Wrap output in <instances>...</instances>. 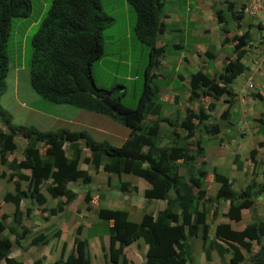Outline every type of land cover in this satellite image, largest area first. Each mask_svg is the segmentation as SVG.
Masks as SVG:
<instances>
[{
	"label": "trees",
	"instance_id": "trees-1",
	"mask_svg": "<svg viewBox=\"0 0 264 264\" xmlns=\"http://www.w3.org/2000/svg\"><path fill=\"white\" fill-rule=\"evenodd\" d=\"M102 1L50 0L29 40L28 85L39 98L47 102L71 105L116 119L128 128V135L118 146H114L107 141H95L84 131H68L64 127L41 131L31 125L11 123L10 114L0 106V165L6 168L0 171V179L5 178L13 185V192L6 191L1 197L2 202L13 205L8 233L14 235V242L22 248L21 240L29 232L22 225V218L28 216L29 211L26 208L23 212L20 211L21 200L32 199L35 204L41 206L46 202L47 194L52 199L64 197L63 203L67 205L76 197L68 183H87L90 180L85 169L77 167V146L81 141L89 153V161L85 158L84 163H88L94 170L101 168L103 172L114 175L116 189L121 192L136 190L135 186H129L128 182L120 179L121 174L128 173L149 184V187L142 191L144 200L165 202L164 208L156 211L154 215L143 212L139 222H134L127 219V212L124 210L101 207L95 200L90 201L94 197L102 198V194L91 197L87 188L83 193V202L88 210L95 213L99 221H105L107 224V246L104 248L100 245L104 257L103 264H136L127 259L123 248L138 240L147 246L146 255L139 264H186L190 255L186 236L193 235L199 227L201 246L206 258L209 249H214L218 256L222 255L223 247L215 241L218 239L227 245L231 264H264V244H259V238L264 234V221L256 220L253 214L246 221L241 214L243 209L252 213L251 206L254 199L264 190V183H257L255 174L249 172V180L245 186L233 190V178L228 179L215 168L207 173L203 167L205 162L200 161L197 164L195 160L203 154L202 148L198 146L202 128L206 134L215 137L220 131L219 125H205L208 114L201 106L196 111L186 107L185 115L177 124L186 131L185 135L179 136L172 130L169 146L156 142L161 123L175 127L174 122L163 116L160 107L154 102L156 89L150 85L154 77L151 70L158 64L157 58L163 52V47L155 44L161 25L159 12L162 0H121L133 10L134 38L148 51V61L143 73L144 85L137 97H131L135 102L132 107L122 103L126 95L120 84L103 89L96 85L92 75L94 69L98 71L101 68L99 60L102 55V31L111 25L115 15L113 10H103ZM30 9V0H0V94L4 89L8 64L5 47L10 20L28 16ZM214 16L221 22L222 13L219 10L215 11ZM239 17V13L234 15L236 19ZM248 37L249 30L245 29L239 36L231 37V40L245 45ZM228 40L224 38V41ZM241 53L242 49L235 59L225 58L221 71L215 74L216 77L202 72L201 67L191 72L186 88L187 100L190 103L201 97L217 100L225 95L230 105L221 116H226V111L233 103L231 82L244 70L239 61ZM103 96L109 97L114 111H110L102 103ZM213 106L212 102L209 107ZM147 115L155 117L148 120ZM256 132L262 133L264 137V122L258 124ZM16 135L25 140L21 158L13 157L7 160V153L13 152L15 148L13 140ZM192 136L194 141L189 140ZM191 144L195 149L187 147ZM65 145L68 146L69 157L65 156ZM257 145L264 148V138ZM249 155L254 164L255 150L250 149ZM233 161L236 163L235 169L241 171L242 162L238 160V156H234ZM179 168L183 169L182 173ZM23 170H28V174ZM206 173L207 179L219 185L216 197L204 196L203 181ZM243 174L248 175L246 169ZM22 182H25L23 188ZM107 186H110L108 177ZM220 201L227 203L222 216L235 222L242 217L244 225L241 230H237L227 222L215 224L214 240H209L205 247L208 228L205 223V203H213L211 215L214 218L216 206ZM197 206L200 207L199 212L196 211ZM39 210L54 215L61 211L62 207L57 201L54 207ZM6 217L5 212L0 213V221ZM74 231H79V226ZM58 234V230L53 232L54 236ZM72 240V247L65 258L51 264L89 263L85 240L77 237ZM249 240L258 243V248L244 261L239 249L248 251ZM9 248V242L0 244V259H4V264H22L21 261L7 256Z\"/></svg>",
	"mask_w": 264,
	"mask_h": 264
},
{
	"label": "rangeland",
	"instance_id": "rangeland-1",
	"mask_svg": "<svg viewBox=\"0 0 264 264\" xmlns=\"http://www.w3.org/2000/svg\"><path fill=\"white\" fill-rule=\"evenodd\" d=\"M196 1H163L159 16L160 20L162 18L167 20L164 23V34L162 36L158 35L155 43L156 45H160L162 39L165 42L163 53L164 68L161 71L158 65L157 68L159 67L158 71L162 77L152 80V84L157 90L154 102L160 109H164L173 105L172 103L165 102L160 97V94L164 93V91H168L169 94L175 96L178 95V97L184 96L181 95L184 93L183 83L178 78L172 80V77L168 78L167 75L169 73L175 77L176 73H180L188 77L191 72L200 67L197 66V68L192 69L191 66L194 65V62L189 60L187 64L181 58L185 56L188 59L191 57L196 59L194 47L199 50L206 48L213 56V59H204L205 66L211 71L210 74L213 76L221 71L225 63V58L235 59L242 49L243 53L240 54L239 61L242 62L245 70L231 82L234 97L231 108L227 111L229 113L224 118L220 117L227 105V102L222 100L225 97H221L216 102L217 106L211 111L213 120L219 122L220 133L216 135L214 140L210 138L204 144V155L201 157L197 156L196 161L199 164L198 162L203 160L205 162L203 167L208 172L210 169L215 168L219 173L226 175L230 179L234 178L236 182H233V190H239L245 186L249 180V172L255 174V181L257 183H264V148L257 145L264 137L262 133L257 134L256 132L258 124L264 122V12L259 13L257 16L254 14L247 16L251 20H241L240 23V19L234 18V15L238 14L240 8H243L244 5L240 7L239 3H236V8L231 10V7H228L229 5L226 6V2L230 3L234 2V0H227L226 2L221 0H199L202 3L211 2L212 4L206 7L203 10L204 12L201 11L203 14L202 18L205 20L209 19L210 21H205L206 24L204 26L206 27H203L201 23L194 24L193 21H188L186 17L188 12L194 9ZM49 2L50 0H30L31 9L28 16L24 18H12L10 20L5 47L8 64L4 77V89L0 94V106L8 111L11 116V123L13 124L31 125L41 131L55 130L59 127L73 131L84 130L93 140L107 141L111 145L118 146L128 134V128L118 120L110 119L104 115L76 108L71 105L47 102L39 98L28 85L29 40L38 26L39 20L44 15ZM243 2H246V0H242L241 3ZM121 4V0H104V9L114 11L117 24H111L104 30V39L110 43V46L106 47L104 54L100 57V66L111 67L113 63L109 60V57L115 55L114 53L116 52H120L122 45L128 42V39L123 37V33L126 30L125 24H119L123 22L124 15V8L121 7ZM125 6L129 8V12L132 10L128 4ZM171 8L173 11H167ZM206 9L211 10L213 17L210 15V11ZM217 10L222 13L224 19L220 24H211L213 23V19L215 18L214 14ZM172 12L181 18L163 17V13L170 15ZM246 22H249V24H246ZM256 22L258 24H255ZM245 29L249 30L247 44L241 45L236 40H231V37L239 36ZM224 38H228L229 40L224 41ZM174 40L180 41L181 47H172L171 43ZM141 47L147 51L146 47ZM130 56L133 59L132 73H135L137 79L136 83H132V89L134 87L138 89L142 78L141 72L134 70L137 64L138 50H133ZM173 57L178 58L181 62L177 63L176 58L174 59ZM94 71L102 79H107L99 70L96 71L94 69ZM247 82L251 83V87L246 85ZM124 83L128 93L123 99V102L124 105L132 107L135 104L131 100L132 91L129 88L128 82L125 81ZM255 94H258V96ZM209 101L210 99L208 97H203L200 100L190 103V105L194 109L200 105L205 112L210 113V110L207 108ZM42 109L58 114L60 118L57 121L52 120L49 116L46 117L42 114ZM166 128L167 125H162L159 131V137L166 132ZM14 140L18 147L10 156L15 157L20 152L22 140L18 135ZM250 149L255 150L253 159L256 162L254 164H252V158L249 155ZM86 152L85 150L84 153L86 154ZM234 156H238V160L242 162L241 171L235 169L236 163L233 161ZM77 167L86 169L90 180L87 183L75 181L70 184L71 189H74L77 195L67 205L63 203V197L57 199L62 207L61 212L56 213V215H50L47 212L43 213L39 210L42 208L41 206L32 204L26 199L24 200V203L30 202L31 211L29 216H25L27 218L22 224L29 231L26 237L21 240L22 248L14 242V235L8 233L7 227L11 224L13 207L7 203L3 204L0 200V213L6 212L7 214V217L0 221L2 224L0 226V241L1 243L5 241L10 243L8 257L12 256L20 260L22 264H51L62 258L66 253V250L71 246L74 229L79 226L80 232L77 234V237L87 238L86 251L90 259V264H103L104 257L100 245L104 246V248L107 246V224L105 221H99L90 209L86 210L84 208L82 196L87 188L91 197L93 195L98 196V193L103 194L102 198L100 196L99 199L94 197L96 203L99 202L100 205L102 204L106 207L110 205V207L127 209L129 219H139L144 206L139 197L127 194L123 198V195L113 186V179L110 181V186H107L104 179L105 173L100 169L95 171L88 163L81 164L79 161ZM245 169L248 175L242 174ZM121 178L135 183L139 181V179L136 181L133 176L127 174L121 175ZM139 183L141 184L143 182L140 181ZM218 186L215 181L207 179L205 176L203 181L205 196L216 197L218 195ZM7 188H10L8 187V183L4 180L0 181V196ZM57 200L49 198L42 206L46 209L53 207ZM205 205L207 206L205 212L208 221L210 215L209 210L213 204L205 203ZM155 206L149 205L152 210ZM225 208L224 202L217 204L218 213L223 212ZM196 211H200L199 206H197ZM251 211L252 213H247L245 209L241 211L242 216L245 217L243 218L244 220H249V217H252L253 214L256 220L264 221V190L254 199ZM222 217L221 213L213 221H210V237L212 235L213 225L222 221ZM243 219L241 217L239 221L228 222L232 228L241 230L244 224ZM56 230L59 231V234L54 236L53 232ZM187 241L190 245V255L186 264H231L229 261V252H227L228 247L226 245L227 248L223 244L224 254L222 258L216 254L215 250H212L209 253L208 259H206L203 255V249L198 236L188 235ZM248 243L250 245L248 251L243 248L239 249L244 261H247L249 255L258 248V243L254 240H249ZM259 244H264V234L259 238ZM124 253L129 261L138 264L144 259L145 248L143 243L138 241L126 246ZM0 264H4V259H0Z\"/></svg>",
	"mask_w": 264,
	"mask_h": 264
},
{
	"label": "clouds",
	"instance_id": "clouds-1",
	"mask_svg": "<svg viewBox=\"0 0 264 264\" xmlns=\"http://www.w3.org/2000/svg\"><path fill=\"white\" fill-rule=\"evenodd\" d=\"M163 1L164 0H162V5H163ZM246 2H243L241 5H240V7H242L243 5H244V7L246 6ZM243 7V8H244ZM243 8H240V10H239V14H241V17H247V16H249V15H246V14H243ZM218 11V10H217ZM262 12H264V8L262 9V10H260V11H258L257 13H256V15L255 16H257L259 13H262ZM241 17H239V19L241 18ZM224 18V17H223ZM159 20H160V16H159ZM161 23V22H160ZM163 25L164 24H161L160 25V27H159V33H158V35L165 29L164 27H163ZM133 28V27H132ZM133 33V32H132ZM157 35V36H158ZM156 41V40H155ZM138 42V41H137ZM139 43V42H138ZM140 44V43H139ZM156 44V43H155ZM141 45V44H140ZM164 46H165V44H163ZM141 46H144V45H141ZM156 46H160V45H156ZM164 46H161V47H163V52L159 55V57L157 58V60H158V64L154 67V68H152V70H151V72L154 74V77H153V79L154 78H156V79H158V78H160V77H162V75H161V73L158 71L159 70V67H160V69L162 70L163 68H164V66L163 67H161V64L163 63V61H164V59H163V53H164ZM145 47V46H144ZM174 48H177V47H174ZM104 47L102 46V55L104 54ZM147 49V48H146ZM209 53V52H208ZM147 54H148V51H146V63H147V61H148V59H147ZM101 55V56H102ZM208 55V56H207ZM207 55H203V58L202 59H205V58H211V59H213V56H211V54L209 53V54H207ZM242 63V62H241ZM159 65V67L157 68V66ZM200 67H201V70H202V72H204V73H208L207 71H206V69H208L206 66H205V62H203L202 63V65H200ZM199 67V68H200ZM145 68V67H144ZM155 68H156V70H155ZM209 70V69H208ZM245 70V69H244ZM244 70H243V72H244ZM195 71V70H194ZM193 71V72H194ZM210 71V70H209ZM242 72V73H243ZM144 69H143V72H142V78H141V88H142V86L144 85ZM241 73V74H242ZM209 74V73H208ZM241 74H239V75H241ZM178 74H176L175 75V77H174V79H176V78H178L180 81H181V79H182V77L179 75V76H177ZM210 76H213V75H211V74H209ZM238 75V76H239ZM168 78H171L172 76L168 73ZM189 76V75H188ZM237 76V77H238ZM133 78V79H132ZM236 78V77H235ZM234 78V79H235ZM152 79V80H153ZM173 78H172V80H174ZM233 79V80H234ZM136 79H134V77L133 76H131V81H127V78H126V80H124L123 82H113L111 85H109V86H107V87H103V86H99V87H101V88H103V89H106V88H108V87H110V86H112V85H114V84H120L122 87H123V90H124V92L126 93L127 92V87H126V85H125V81L126 82H128V84H129V88H130V90H132V83L134 84V81H135ZM232 80V81H233ZM152 84V82H150V85ZM97 85V84H96ZM153 85V84H152ZM248 87H251V83L250 82H247V84H246ZM154 86V85H153ZM183 88H184V93H182L181 95H184V96H181V97H178V95H173V94H169L168 93V91H164V93H161L160 94V97L165 101V102H168V103H172L173 105L172 106H168V107H166V108H164V109H160L161 110V112H162V115L163 116H166L167 118H169V120L171 121V122H174V126L175 127H171V126H167V128L165 129L166 130V132H164L160 137H159V131H160V129H158V139H157V141H158V143L160 144V145H164V146H169L170 145V141H171V139H172V130H174L175 131V133H177L179 136H183V135H185V133H186V131L184 130V129H181V128H179L178 126H177V124H178V122H179V120L185 115V108L186 107H189V108H192L193 110H197L198 109V107L200 106H198L197 108H195L194 109V107L193 106H191L190 105V102L187 100V97H188V92H187V90H186V88H188V78H187V85H186V87H184V85H183ZM232 88V87H231ZM156 89V88H155ZM141 90V89H140ZM140 92V91H139ZM156 94H157V90H156ZM257 96H258V94H256ZM137 97V96H136ZM221 97H225V98H223L222 100L223 101H225V102H227V105H226V107H225V109H224V111L228 108V106L230 105L229 104V102L227 101L228 100V98H227V96H225V95H223V96H221ZM221 97L219 98V99H217V100H214V99H211V98H209L210 99V101H209V103H208V106H207V108L210 110V113H208V112H206L207 114H208V119L205 121V125H211V124H218L219 125V122L218 121H214L213 120V117H211V111H213L214 110V108L217 106L216 105V102H218L220 99H221ZM233 97H234V95H233ZM103 98H107L108 100H109V103L111 104V102H110V99H109V97H107V96H103L102 97V99ZM201 98H203V97H201ZM201 98H199L198 100H200ZM102 99H101V101H102ZM193 102H195V101H193ZM212 102H213V107L212 108H210L209 106L212 104ZM103 103V102H102ZM122 103H123V100H122ZM192 103V102H191ZM104 104V103H103ZM124 104V103H123ZM179 104H181V106H179ZM200 104V103H199ZM105 105V104H104ZM106 106V105H105ZM111 106H112V104H111ZM107 108H108V106H106ZM113 107V106H112ZM109 109V108H108ZM113 109H114V107H113ZM110 110V109H109ZM110 111H114V110H110ZM224 111L221 113V114H223L224 113ZM229 111V110H228ZM166 112V113H165ZM227 112V111H226ZM229 113V112H228ZM51 114H54V113H52L51 112ZM101 115V114H100ZM225 116V115H224ZM224 116H221L220 115V117H223L224 118ZM47 117V116H46ZM155 117V115H147L146 116V118L148 119V120H152L153 118ZM51 118V117H50ZM176 120V121H175ZM165 123H161L160 124V128L162 127V125H164ZM60 128V127H59ZM219 128H220V125H219ZM67 129V128H66ZM68 130V129H67ZM47 131H49V130H47ZM68 131H73V130H68ZM75 131H84V130H75ZM85 132V131H84ZM86 133V132H85ZM128 133V132H127ZM219 133H220V131H219ZM218 133V134H219ZM201 139H198L199 141H198V146L199 147H201L202 148V150H203V146H204V144L205 143H207V141L211 138V140H214L213 138H215V137H213V136H211V135H209V134H206L204 131H203V128H202V131H201ZM217 134V135H218ZM128 135V134H127ZM17 136V135H16ZM15 136V137H16ZM19 136V135H18ZM14 137V138H15ZM20 137V136H19ZM127 137V136H126ZM125 137V138H126ZM21 138V140H22V144H21V147H20V152H19V154L17 155V156H15V158L16 159H20L21 158V150L23 149V147H24V144H25V140L22 138V137H20ZM124 138V139H125ZM92 139V138H91ZM123 139V140H124ZM122 140V141H123ZM189 140H191V141H194V136H192V137H190L189 138ZM14 141V143H15V148H14V150H13V152L14 151H16V149H17V145H16V142H15V140H13ZM96 141V140H95ZM121 141V142H122ZM156 141V142H157ZM188 148H192L193 149V147H194V145H188L187 146ZM77 148H78V150H79V158H78V161H80L81 162V164H83L84 163V161H83V159H85V158H87L88 159V161H89V153H87L88 152V150H87V148L86 147H84L83 146V144H82V142L81 141H79L78 142V146H77ZM194 149H195V147H194ZM87 151L86 152V154L84 153V151ZM64 151H65V156L66 157H69V155H70V152H69V150H68V146L67 145H65L64 146ZM12 152H10V153H7V155H6V159L7 160H10L11 158H13L14 156H11V157H9L8 158V155H10ZM204 155V150H203V154L201 155V156H203ZM201 156H198V157H201ZM197 158V157H196ZM196 160V159H195ZM200 161H203V160H200ZM199 161V162H200ZM198 162V163H199ZM196 163H197V161H196ZM0 169L1 170H4V169H6L5 168V166H3V165H0ZM78 168H80V167H78ZM81 169H84V168H81ZM98 169H100L101 170V168H98ZM0 170V171H1ZM181 173L183 172V169L182 168H179L178 169ZM85 171H86V169H85ZM96 171V170H95ZM102 171V170H101ZM237 171H240V170H237ZM23 172H25L26 174H28V170H23ZM103 172V171H102ZM210 172V171H209ZM209 172H207V173H209ZM106 175H107V177H108V175H111V174H109V173H106V172H104ZM207 173L205 174V176L207 175ZM88 174V173H87ZM124 174H127V175H130V176H133V175H131V174H128V173H124ZM124 174H121V175H124ZM242 174H243V172H242ZM121 175H120V179H121V181H125V182H128L129 183V186H135V188H136V190L134 191H132V190H130L129 192H121V191H119L118 189H116L118 192H120L122 195H123V198H125V196H127V194L128 195H132V196H134V197H139V199L141 200V203L144 205L143 206V208H142V212H141V214H140V216H139V219L138 220H132V219H129L130 217H129V212H128V210L127 209H124V208H112V209H120V210H124V211H126L127 212V219L128 220H130V221H134V222H139V220H140V218H141V215L143 214V212H146V213H151L152 215H154L155 214V212L156 211H158V210H161V209H163L164 208V206H165V202L164 201H162V200H151V201H147V200H144L143 199V197H142V191L145 189V188H148L149 187V184L146 182V181H144L143 179H141V178H139V177H136V176H133L135 179H136V181H137V179H139V181H137L136 183L138 184V186L140 185V181H142L143 183H145V184H147V187H145V188H142L141 190H138V186L135 184V182H130V181H128V180H124V179H122L121 178ZM107 177H106V184H107ZM112 177H113V184L115 183V176L114 175H112ZM109 179H111L110 177H108ZM228 179H229V177H227ZM2 180H4V181H6L7 183H8V187H10V188H7V190H5L4 192H6V191H9V192H13V185H12V182L11 181H8V180H5V178H2V179H0V181H2ZM111 181V180H110ZM233 181L234 182H236L235 181V179L233 178ZM71 183H73V182H70V183H68V187L71 189V187H70V184ZM142 184V183H141ZM218 184V183H217ZM24 185H25V182H22L21 183V187L23 188L24 187ZM114 186V185H113ZM232 186H233V183H232ZM233 189V188H232ZM43 190V189H42ZM72 190V189H71ZM205 190V189H204ZM73 191L75 192V190L73 189ZM3 192V193H4ZM76 193V192H75ZM102 194V193H101ZM204 194H205V192H204ZM3 195V194H2ZM2 195L0 196V200H1V197H2ZM46 196V202H47V200L49 199V196L47 195V194H45ZM76 195H77V193H76ZM94 196V195H93ZM92 196V197H93ZM102 196H103V194H102ZM205 196V195H204ZM83 197V196H82ZM205 197H207V196H205ZM60 198H62V197H60ZM64 198V197H63ZM50 199H52V198H50ZM55 200H57V199H59V198H54ZM75 199V198H74ZM24 200L25 199H23V200H21V202L19 203V209H20V211H22L23 212V210L26 208V209H28V211H29V215H30V211H31V206H30V204L28 205L27 203H24ZM26 200H28V201H30L32 204H35L33 201H32V199H26ZM92 200H94V198L93 199H91L90 201H92ZM57 201H59V200H57ZM62 201H64V200H62ZM73 201V200H72ZM71 201V202H72ZM83 201V200H82ZM99 201V200H98ZM157 201H160V202H162V204L161 203H155V202H157ZM45 202V203H46ZM222 202H224V201H220L219 203L221 204ZM44 203V204H45ZM84 203V202H83ZM98 203V205H100L99 204V202H97ZM218 203V204H219ZM3 204H6V203H4L3 202ZM7 204H9V203H7ZM43 204V205H44ZM213 204V203H212ZM224 204H225V206L227 207V203L226 202H224ZM9 205H11L12 207H13V205L12 204H9ZM37 205V204H36ZM132 205H134V204H132ZM149 205H156L155 206V208L152 210V209H150V207H149ZM158 205H162L163 207L160 209V208H158ZM38 206V205H37ZM101 207H105V208H110V207H106V206H103L102 204L100 205ZM41 207L42 208H44L42 205H41ZM54 207V206H53ZM21 208H22V210H21ZM42 208H40V209H42ZM50 208H52V207H50ZM84 208L86 209V210H88V208L86 207V203H84ZM200 208V207H199ZM213 208H214V206H212V208L209 210V212H210V215H209V219H208V221H207V217H206V212H205V221H207V222H205L206 224H207V226H208V228H207V241L205 242L206 244H205V247H207V245H208V241L209 240H214V236H213V229H214V225L215 224H217V223H220V222H227V223H229L228 221H232V220H228V219H226L224 216L222 217L223 218V220L222 221H220V222H217V223H215L214 225H213V228H212V235H211V237L209 236V230H210V221L212 220H214L219 214H221V213H223V212H221V213H218V211H217V206H216V215H215V217L214 218H212V215H211V212H212V210H213ZM197 209V208H196ZM226 209V208H225ZM62 211V210H61ZM61 211H57L56 213H58V212H61ZM6 213V212H5ZM56 213L54 214V215H56ZM28 215V216H29ZM94 216H95V213H94ZM96 217V216H95ZM27 217H23L22 218V221L24 222V220L26 219ZM97 218V217H96ZM98 219V218H97ZM23 222H22V224H23ZM229 225H230V223H229ZM244 225V224H243ZM9 226H11V224L9 225ZM76 227V226H75ZM234 229V228H233ZM75 230H76V228H75ZM79 232H80V227H79V231H77V232H75L74 231V235L72 236V238L73 237H77V234H79ZM200 234H201V231H200V227L197 229V231L193 234V235H196V236H198L199 237V239H200ZM188 236V235H187ZM187 236H186V238H187ZM189 236H192V235H189ZM72 238H71V246L66 250V253L62 256V258H60V259H64L65 258V256H66V254L68 253V251L71 249V247H72ZM77 238H79V239H82V240H85V242H86V248H87V238H82V237H77ZM138 241H141V240H138ZM138 241H134V242H132V243H135V242H138ZM186 241H187V239H186ZM217 243H219L220 245H222V247H223V251H224V246L226 245L223 241H221V240H218V239H216L215 240ZM142 242V241H141ZM143 243V242H142ZM187 243H188V241H187ZM200 243H201V239H200ZM131 244V243H130ZM189 244V243H188ZM223 244H224V246H223ZM128 246V245H127ZM143 246H144V248H145V253H144V257H145V255H146V245L143 243ZM227 246V245H226ZM225 246V247H226ZM126 247V246H125ZM124 247V248H125ZM189 247H190V245H189ZM202 247V246H201ZM124 248H123V253H124ZM227 248V247H226ZM203 249V248H202ZM212 250H214V249H209V253L212 251ZM223 251H222V255L221 256H219L220 258H222V256H223ZM216 252V251H215ZM227 252H229V249H228V251ZM86 253H87V251H86ZM125 254V253H124ZM216 254H217V252H216ZM203 255H204V249H203ZM218 255V254H217ZM87 256H88V254H87ZM126 256V255H125ZM205 256V255H204ZM230 252H229V261H230ZM208 257H209V254H208ZM208 257L206 258V259H208ZM88 259H89V256H88ZM107 259V258H106ZM128 259V258H127ZM129 260V259H128ZM131 262V261H130ZM187 263V262H186ZM88 264H90V259H89V263ZM137 264V263H136ZM139 264V263H138Z\"/></svg>",
	"mask_w": 264,
	"mask_h": 264
},
{
	"label": "crops",
	"instance_id": "crops-1",
	"mask_svg": "<svg viewBox=\"0 0 264 264\" xmlns=\"http://www.w3.org/2000/svg\"><path fill=\"white\" fill-rule=\"evenodd\" d=\"M221 1H225L226 2L227 0H221ZM241 2H242V0H234V2H230V3L226 2L227 3L226 6L229 5L228 7H231V10H232L233 8L234 9L236 8V6H237L236 3H239V5H241L242 4ZM125 3L126 2H122V4H121V7L124 8V10H123V14L124 15H123V22H121L119 24H125L126 30L123 33V37L128 39V42H125L122 45V47L120 49V52H116V53H114L115 55L109 57V60L113 63V65L111 67L101 66V68H99V72L104 74L107 77L106 80L102 79V77H99L98 75H96L95 71L93 70L92 75H93L94 81L99 86L107 87V86L111 85L113 82H115V83L116 82H123L124 80H126V78H127V81H131V76H133L134 79H136L135 73H132L133 59L130 56V54L132 53L133 50H138L137 64H136V68L134 70H136V71L138 70L142 74L143 69H144V67L146 65V51H145V48L141 47V45L136 41V39L134 38V35L132 33V27H133V24H134V13H133L132 10L129 12V8H127L125 6L126 5ZM211 5H212L211 2L202 3V2H199V0H197L195 5H194V9L189 11L188 14L186 15L187 20L190 21V22L193 21L194 24H200L201 23L203 25V27H206V26H204V24H206V22H210V21H209V19L205 20V19L202 18L203 14L201 13V11H203L206 7H209ZM101 7L103 8L104 11H106L104 9V0L101 2ZM172 8L168 9L167 11H171ZM211 9H212V7H211ZM206 10H209L210 11V15L212 16L211 10L210 9H206ZM110 11H112V10H110ZM163 17H165V18L166 17L175 18V19L181 18V17H178L174 12L170 13V15H168L167 13H163ZM223 19L224 18L221 17V22L223 21ZM247 19L251 20L248 17H244V16L241 17L240 18V23H241V20H247ZM165 20H167V19H163L162 18V20H160L161 24H164ZM221 22H218L214 18L213 19V23H211V24H220ZM111 24H117L115 17H114V19H113ZM246 24H249V22L248 23L246 22ZM255 24H258V22H256ZM163 27H164V25H163ZM105 29L106 28H104V30ZM104 30L102 31L101 39H102V46L105 48L104 49V52H105L106 47H109L110 43L104 39ZM163 34H164V30L159 35L162 36ZM163 44H165V42L162 39L160 46H164ZM171 46L172 47H181V43L178 40H174L171 43ZM194 48H195L194 49L195 50V55L197 57L196 59L193 58V57H191L190 59L186 58L185 56L181 57L182 60L185 63H187V64H188L189 60L194 62V65L191 66L192 69H195V68H197V66L202 65V63L204 62V59H202L203 55L204 54L205 55L209 54L208 50L206 48H202L201 50L197 49L196 47H194ZM173 58L175 59L176 57H173ZM100 60H101V58H100ZM176 61H177V63L181 62L178 58H176ZM163 66H164V61L161 64V67H163ZM120 67H122V68H120ZM174 68H176V67H174ZM161 71H163V69ZM206 71L209 74L211 73V71H209L208 69H206ZM176 74H178L177 76L180 75L182 77L181 82L183 83L184 87H186L187 78L188 77H185V75L180 74V73H176ZM172 78L174 79V76H172ZM136 80L134 81V83H136ZM140 89H141V84L138 85V89H137V87H134V89L131 90L132 91L131 97L135 98L138 95ZM127 93H128V91L125 93V95ZM41 111H42L43 115L51 117L52 120L57 121L59 119L57 114H55V113L51 114V112L47 111L46 109H42ZM9 157H11V156L8 155V158ZM80 168H82V167H80ZM106 177H107V175L105 174V176H104L105 183H106ZM108 177H112V175H108ZM112 179H113V177L110 180H112ZM135 184L138 186L137 183H135ZM145 187H147V184L142 183V184H140L138 186V190H141L142 188H145ZM155 203H158V204L161 203L162 204V202H160V201H157ZM107 207H110V205H108ZM160 207L162 208L163 206L162 205H158V208H160ZM110 208H118V207H110ZM12 258L14 260H17L14 257H12ZM17 261H20V260H17Z\"/></svg>",
	"mask_w": 264,
	"mask_h": 264
},
{
	"label": "built area",
	"instance_id": "built-area-1",
	"mask_svg": "<svg viewBox=\"0 0 264 264\" xmlns=\"http://www.w3.org/2000/svg\"><path fill=\"white\" fill-rule=\"evenodd\" d=\"M246 6L243 8V14L256 15V13L264 8V0H246ZM248 6V7H247Z\"/></svg>",
	"mask_w": 264,
	"mask_h": 264
},
{
	"label": "water",
	"instance_id": "water-1",
	"mask_svg": "<svg viewBox=\"0 0 264 264\" xmlns=\"http://www.w3.org/2000/svg\"><path fill=\"white\" fill-rule=\"evenodd\" d=\"M102 102H103L106 106H108V108H109L110 110H114L113 107L111 106V104L109 103V100H108L107 98H103V99H102Z\"/></svg>",
	"mask_w": 264,
	"mask_h": 264
}]
</instances>
